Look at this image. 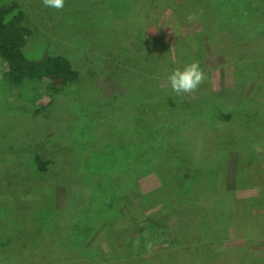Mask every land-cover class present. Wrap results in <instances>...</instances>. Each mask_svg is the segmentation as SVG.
<instances>
[{"label":"rangeland","instance_id":"1","mask_svg":"<svg viewBox=\"0 0 264 264\" xmlns=\"http://www.w3.org/2000/svg\"><path fill=\"white\" fill-rule=\"evenodd\" d=\"M17 1L25 13L24 25L33 33L29 54L65 56L83 70L82 80L88 83L76 94L78 87L67 91L59 106L49 103L46 112L33 114L30 100L41 107L52 99L45 83L27 87L30 99L5 83L7 66L0 59V136L13 135L22 148L58 156L52 158L51 172L35 177L34 184L18 185L19 177L0 183L8 185V195L35 201L16 209L8 200L7 212L21 227L11 226L18 233L12 238L15 245L0 252V264H264V133L253 129L241 137L251 140L247 158L252 164L247 168L250 178L238 191L236 176L242 168L237 167V152L220 149L223 142L215 146L202 139L215 110L246 111L241 103L250 109L242 116L251 126L259 119L264 123V22L252 30L233 26L246 21L254 7L228 8L219 20L212 6L185 7L188 0H64L60 9L47 7L44 0ZM108 37L115 39L120 69L134 75L137 90L129 89L133 95L140 94L143 85L171 88V71L192 63L204 73L198 87L184 93L192 100L175 122L183 136L190 134V124L201 132L196 156L204 161L199 166L191 159L188 163L196 168L186 179L164 185L162 181L182 173L170 165L175 158L160 167L138 170L133 149L124 147L132 139L136 144L151 139L152 131L157 144L153 98L147 93L142 108L128 99L129 74L123 71L122 78H116L118 72L110 68V57L102 50ZM157 58L161 64L151 73L149 63ZM174 93L185 105L184 95ZM114 94L117 97L110 102ZM137 108L146 112L141 119ZM154 119L161 125L173 123L166 114ZM145 131V137L134 135ZM227 135L229 139L231 134ZM183 142L185 155H191ZM161 152L156 147L150 155L162 162ZM100 164L108 169L103 187L82 177L84 170ZM19 165L27 166L22 159ZM200 167L216 178L215 190L207 183L208 191L187 203L181 196L169 195L184 192L187 182L199 178ZM156 189L174 200L166 196V203L159 205L141 199L140 191ZM29 214L38 220L30 240L21 236Z\"/></svg>","mask_w":264,"mask_h":264},{"label":"trees","instance_id":"2","mask_svg":"<svg viewBox=\"0 0 264 264\" xmlns=\"http://www.w3.org/2000/svg\"><path fill=\"white\" fill-rule=\"evenodd\" d=\"M239 4L250 5L251 7L253 6L254 9L251 8L252 12L246 21L235 23V25H233L235 28L240 30L244 27L245 29L252 30L262 24V22H264V4L261 0H188L187 2L183 3L185 7L194 5L202 8L206 5L212 6V12L218 14L217 19L219 20H221L220 14L225 15V13L228 11V8L238 6ZM224 20L227 21V19ZM24 24L25 13L23 12L19 2L17 0H0V59L7 66V73L5 74L3 80L9 87L20 88L21 91L26 95H29L27 90L28 86L36 85L35 87H40L43 83H45V91L48 94L52 95L51 101H47L43 106L40 107L35 104V101L29 95L30 99H32L30 100L32 102V109L29 110H32L33 114H38L41 111L46 112V110L49 109V103H51L52 105L56 103L55 106H59L61 104V101H63L61 96L65 97V93L67 91L70 92V89L78 87L77 89H74L73 92V94H76L77 92H80L82 90V87H85V84H87L88 82L82 80V78L85 76L83 70H80L77 65H75L70 59L65 56L51 55L50 53H46L45 51L37 58L31 56L29 54V49L32 46L31 36L33 33ZM106 40H109L111 43L108 41L106 44H103L102 50L105 55L110 57V68H112L115 72H118L115 77L121 79L122 76L119 74L125 71V73L129 74L128 80L132 81L131 83L126 81L127 85L125 84V88L129 92L128 99L131 101L135 100L137 106L142 108L146 101L145 95L147 93H150L151 97L153 98V100L151 101V112L153 113V125L156 127L155 129L158 135L157 144L152 131L151 139L138 141V144L134 143V140L132 139L130 144L124 146L128 150L131 148L133 149L134 154L132 156L135 158L136 168L139 170L140 168L149 169L152 167H160L162 166V164L160 163H165L167 159L173 160L175 158V160L170 162V165L174 164V169L179 171L181 170L182 173L174 174L170 177V180H168L167 182H162L164 183V185H166L173 179H186L187 176L196 168V165L193 166L188 162L193 159L194 161L196 160V162H198L200 166V164H203L204 161L197 158L196 156L199 153V147L195 146V144L197 142L199 133L201 134V132H199V130L197 129L198 126H196L195 124H190V126L188 127V129L190 130V134L186 136H183L179 133L178 124L175 126V122L176 120H179L180 115L188 111L189 105L186 103L192 99H190L188 95H184V92H181V96L184 95L183 98L184 100L186 99L185 105H183L179 98L174 97L175 93L171 88L161 89L156 84H149L146 86L143 85V89L139 90L140 92H142L138 94L137 91L133 95V92L131 93L129 89L132 90V88H136L134 84V75L132 78V74L130 72L124 70L123 68L120 69V66H118V58L116 56H118L119 53L117 51V47H115V39L108 37L106 38ZM160 62L161 61L159 58L152 59V63H149V67L154 68H150L151 73L155 70V68H157L158 65L161 64ZM7 85H5V87H7ZM152 87L153 89H151ZM139 95L142 96L139 97ZM88 97L84 98V104H86L87 99H90ZM116 97L117 95L114 94L111 97L110 102H112L111 100ZM91 100L96 101L94 100V98H92ZM107 104L110 103L108 102ZM241 105L245 107L246 111L250 110L247 104L241 103ZM97 108H100V105H98ZM139 110V108L136 109V114L138 116V119H141L142 117H144L146 112H143L141 110L139 113ZM246 111L242 112L244 113ZM242 112H221L220 114H218L215 110V114L212 113V123L208 124L207 130L203 131L204 135H202V139L204 142H213L215 146L223 142L224 145H222L220 149L222 148L223 150H231L237 152V167L242 168V173L236 176L235 190L237 191L239 189H242V181L250 178L247 176L249 174L247 168H251L252 164V161L247 158V149L251 144V140L249 139L247 141H244L241 139V137L246 133V131L249 132L253 129H256V133L260 131L264 133V123L262 124L261 119H259V121L255 120L253 122L255 127H253L251 126L250 120L248 121L247 118L246 120L245 117L242 116ZM160 114L168 115L169 120L173 123L161 125L159 121L154 119L156 115L159 116ZM144 125H146L145 122ZM227 134H231L229 136V139L226 138L228 136ZM2 135L5 134L3 133ZM134 135H138L140 137L141 135H143L142 137H145L146 131L143 134L137 132ZM1 136L0 183H12L14 181V177H19L20 180L19 182H17V184H23L27 186L30 182H32V184L35 183V177H43L51 172L50 167H54V161L52 160V158L57 159L58 156L55 155L57 153L52 154V156H50L49 158L38 152H33V150L22 148L23 145L21 141H18V139L13 135L8 134L6 136ZM218 136L221 138H219ZM183 141L188 144V151L191 155H185L187 146ZM200 141L201 139H198V142ZM156 147L157 149L161 150V154L165 156L162 162L158 161V157H152L150 155L155 151ZM180 147L182 151V157L178 154ZM115 156H117L119 160H124L121 158V156H119L118 153H116ZM126 156L127 160H130L132 157H130V155ZM216 158L217 157H215V159ZM21 159L27 165L26 167L19 165V161H21ZM215 159L212 161L214 162ZM116 166L117 165L114 164V167ZM93 167L95 168L91 167L89 170H84L82 177H85L87 180H89L90 178L89 182L94 181L96 182V185H99L101 187L105 186L108 180V169L101 164ZM197 169L199 178L197 180H191L190 182H187L185 184L186 188L183 187L184 192L187 190L185 193L181 190H178L176 192H172V194L169 195H176L179 197L181 196V201L187 203L198 199L201 194L203 195L205 192H207V183L212 184V191L215 190L216 178L213 179L212 174H206L204 170H201V167ZM211 171L212 173H216V170L211 169ZM2 187H6V189H3ZM7 187L8 185H0V202L2 203L3 207L0 208V252H3L4 249L8 247L10 248L15 245L16 240L13 241L12 238L16 237L18 233L15 234L16 232L12 229L11 226L15 223V227L17 230L21 227V223H18L17 221L18 219L12 217L7 212V209L11 208L8 200H13L11 204L16 209H20L22 207V204L26 206L32 205V203L35 202L29 200L21 201L19 197H16V195L14 196L13 193L8 195L9 193L6 192ZM169 195H166L164 191L162 192L160 189H156V191H150L146 193L140 191V197L142 200L152 201V203L159 205L166 203L167 197H170L172 198V200H174V197H171ZM29 215L30 216L27 218L28 221L25 222L23 232L21 233V236H26L28 240L31 239L30 233L32 228L38 224V220L36 218H33L31 214ZM24 216H27V213H24ZM24 216L22 217V221L25 220ZM2 231H6L7 234L3 235L1 233ZM32 254L36 255V253Z\"/></svg>","mask_w":264,"mask_h":264},{"label":"clouds","instance_id":"3","mask_svg":"<svg viewBox=\"0 0 264 264\" xmlns=\"http://www.w3.org/2000/svg\"><path fill=\"white\" fill-rule=\"evenodd\" d=\"M47 7L60 9L63 7L64 0H44ZM204 73L197 63L187 65L183 70L174 69L168 76L171 89L176 93H187L195 90L203 81Z\"/></svg>","mask_w":264,"mask_h":264}]
</instances>
